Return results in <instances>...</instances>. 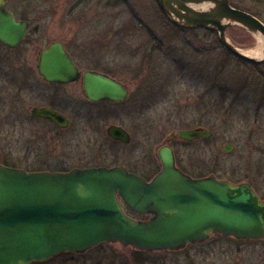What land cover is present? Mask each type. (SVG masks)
Here are the masks:
<instances>
[{
	"label": "rangeland",
	"instance_id": "rangeland-1",
	"mask_svg": "<svg viewBox=\"0 0 264 264\" xmlns=\"http://www.w3.org/2000/svg\"><path fill=\"white\" fill-rule=\"evenodd\" d=\"M80 1L8 0L7 6L17 16L27 17L31 29L20 50L8 53L0 48V55L12 58L4 66L5 73L14 78L22 68L35 69L36 50L62 41L70 49L79 50L84 68L113 72L130 88V98L109 108L86 106V118L100 130L94 132L93 126H88L71 139L64 131H56L48 145L33 134L44 131L45 125L27 122L23 114L26 105L36 102L33 96L42 97L50 91L36 86L34 93H24L21 103L15 87L8 84L3 94L2 111L7 121L0 124V162L56 171H67L78 164L126 166L152 178L161 169L158 151L168 144L170 134L205 128L214 134L209 140L171 143L177 165L194 178L214 175L233 183L248 182L264 199V63L250 65L229 55L216 30L175 26L158 0H119L115 10L104 9L101 0ZM230 2L264 23V0ZM113 32L119 35L114 44L90 43L112 38ZM228 35L241 49L261 48L258 38L240 26L230 27ZM109 125H122L131 134V142L126 145L108 140L105 130ZM226 145L231 146L230 153ZM219 240L213 238L175 253L138 252L108 243L83 255L60 256L54 261L209 264L215 258L223 262V249L231 248L226 261L264 264V239Z\"/></svg>",
	"mask_w": 264,
	"mask_h": 264
},
{
	"label": "water",
	"instance_id": "water-1",
	"mask_svg": "<svg viewBox=\"0 0 264 264\" xmlns=\"http://www.w3.org/2000/svg\"><path fill=\"white\" fill-rule=\"evenodd\" d=\"M0 0V43L13 49L26 39L30 24L18 20ZM171 22L182 29H215L224 48L238 60L264 63L246 55L228 35L240 26L264 40V23L233 7L230 0H158ZM38 71L48 82L69 83L78 68L61 42L41 50ZM89 100L122 102L127 87L106 75L85 77ZM34 114L61 128L66 119L50 108ZM114 140L131 142L121 127L107 131ZM193 142L210 139L203 128L180 130L168 137ZM231 152V146H225ZM161 171L149 182L125 167L73 169L69 172H27L0 165V264L46 262L63 253L84 254L102 244H120L139 251H179L213 234L237 240L264 238V200L248 182L216 176L192 178L176 165L173 148L158 151ZM125 207L148 219H136Z\"/></svg>",
	"mask_w": 264,
	"mask_h": 264
},
{
	"label": "flooded vegetation",
	"instance_id": "flooded-vegetation-1",
	"mask_svg": "<svg viewBox=\"0 0 264 264\" xmlns=\"http://www.w3.org/2000/svg\"><path fill=\"white\" fill-rule=\"evenodd\" d=\"M82 1H80V3ZM101 1L103 4L105 3L104 9H106V10H110V9L115 10V9H118V7H119V0H101ZM7 9L9 11H11L18 20L28 21L30 24L28 35H27L26 39L24 40L23 44L19 48L13 49L11 47H8V46L0 43V48L2 50L4 49L8 53H12V52L20 50L26 44V42L29 38V34H30L31 22L28 20V18L17 16L16 13L12 9H10L8 6H7ZM115 18L117 19V16ZM116 22H117V20L115 22L112 21V24H113L112 28H114ZM112 35H113L112 38H109V37L108 38H101V41L91 40L90 43L92 45H97V46H104V45L109 46L110 44H114L113 41L115 39L118 40L119 35L117 33L113 32ZM109 39H111V40H109ZM57 42H61L63 44L64 48L70 54V56L73 58V61L78 68V75L79 76L73 82H69V83L48 82L43 76L40 75V73L38 71V68H37L38 67V59H39V54H40L41 50H43L44 48H48L51 44L57 43ZM53 43H51L48 46L43 47L39 50L38 49L36 50V57H35V61H34L35 69H33L31 67L27 68V69L22 68L21 70L18 71V74L15 75L14 78H12V77L9 78L8 77L9 73H7V72L5 73V71H4V66L7 65L8 63H10L12 60L11 55H8V54L0 55V124H5L7 121V116L3 114L2 106H3L4 100H5L3 97V94L6 91V89L9 88L7 86L8 84H9V86L11 84V86L15 87L14 89L17 90V94H18L17 100L21 103H23L25 100V97H23L25 92L31 91L32 93H34V89L36 86L41 87V88H45V89L49 90L50 93L47 95H44L42 97H40L39 95L33 96V97H35L36 102L32 103V105H26V111H24L23 115H24V117L26 115L25 121H27V122L37 121V122L45 125L44 131L33 132V134H36V137L38 135L41 136V138L39 137V140H43L44 142L47 141L48 145L52 144L56 131H64L65 133H67L68 137L71 139V136H75V137L80 136L83 132H85V129L88 126H90V127L93 126L92 130L94 132L97 130H100V127L94 128V125L92 124L93 122H91L90 119L86 118V116H85L86 106H88V105L93 106L94 105V106H101L104 108H109V107L114 106V105L125 103L130 98V95H131L130 88L125 83H123L121 80H119L114 75L113 72H110L107 70H102V69L84 68V66H82L83 61H80L81 58L78 57V54H77V51H79V50L70 49L68 47V45L63 43L62 41H56ZM80 51L83 52V48H81ZM32 63H33V61H31V64ZM91 73L103 74V75H106V76H108V77H110V78H112L118 82L123 83L127 87V89L129 90L128 99L125 101H122V102H113L110 100H103V101H99V102H94V101L89 100L86 93H85V77L87 74H91ZM2 75H5V76H2ZM45 108H50L53 111H55L56 113H58L59 115L63 116L66 119V127L61 128L60 126L55 124L51 119L38 116V115L34 114V112H33L34 109H45ZM95 126H97V125H95ZM111 126H117V127L123 128L125 131H127V130L122 125H109L105 130L106 135L108 137V140H110L112 143H122L121 141L114 140L113 138H111L108 135L107 131H108L109 127H111ZM203 129H205V128H203ZM130 136H131V134H130ZM131 140H132V137H131ZM174 140H179V139L177 137H175L173 140H171V142H168V144H166V145H169L170 147H172L171 143ZM199 140H209V139H199ZM181 142L189 143L186 141H181ZM122 144H124V143H122ZM173 151H174V148H173ZM174 154H175V151H174ZM175 159H176V154H175ZM0 165L12 167V168H17V169H22V170H25L27 172H60V173L69 172L73 169H90V168L107 167V166H98V167L85 166L84 167V166L78 164L75 167H73L67 171H61V170L56 171V170H51L50 168L44 169L43 167L29 166V165L26 167L25 166L24 167L23 166L18 167V166L9 165V164L3 163V162H0ZM176 165H177V159H176ZM114 167H117V166H114ZM123 167H125L130 173L136 174V175L144 178L147 182H149L161 171L162 164H161V169L159 171H157L152 178H149L146 176V174L141 173V172H137V171L130 169L126 166H123ZM177 167L182 170V168H180L178 165H177ZM107 168H112V167H107ZM182 171L184 173H186L184 170H182ZM186 174L191 176L188 173H186ZM191 177L194 178L193 176H191ZM200 178H203V177H200ZM125 210L129 215H131L132 217L138 218V219H148L150 217V215L137 214V213L131 211L130 209H128L127 207H125ZM213 238H217V239L219 238L221 240H225V238H230V239H234L236 242L260 241V240L264 239L263 238L260 240H237L233 237L225 236V235L220 234V233L213 234L209 238V240H211ZM209 240H207V241H209ZM221 240H219L217 242H220ZM207 241H205V242H207ZM202 243H204V242H202ZM197 244H200V243H197ZM218 245H219V243L215 244L216 247ZM188 247H186V248H188ZM185 249H183V250H185ZM134 250H136V249H134ZM183 250H179V251L165 250V251H154V252H173V253H175V252H180ZM223 250H224L223 251V254H224L223 262H218L217 259L215 258V260L211 261L209 264H243L242 262L226 261L227 259H230V253H232V249L229 248V250H226V249H223ZM137 251L138 252L152 253V252H147V251H139V250H137ZM75 255H83V254L63 253V254L57 255L56 257L50 259L49 261L37 262V263H33V264H80L78 262H75L74 260L65 261L63 259V260L54 261V259L56 260L60 256L74 257Z\"/></svg>",
	"mask_w": 264,
	"mask_h": 264
},
{
	"label": "bare ground",
	"instance_id": "bare-ground-1",
	"mask_svg": "<svg viewBox=\"0 0 264 264\" xmlns=\"http://www.w3.org/2000/svg\"><path fill=\"white\" fill-rule=\"evenodd\" d=\"M260 43V50L259 51H249V50H242L246 55L250 57H254L256 59H260L264 56V40L261 37H257Z\"/></svg>",
	"mask_w": 264,
	"mask_h": 264
},
{
	"label": "trees",
	"instance_id": "trees-1",
	"mask_svg": "<svg viewBox=\"0 0 264 264\" xmlns=\"http://www.w3.org/2000/svg\"><path fill=\"white\" fill-rule=\"evenodd\" d=\"M24 18H27V17H25V16H24ZM227 53L230 55V53H229V52H227Z\"/></svg>",
	"mask_w": 264,
	"mask_h": 264
}]
</instances>
